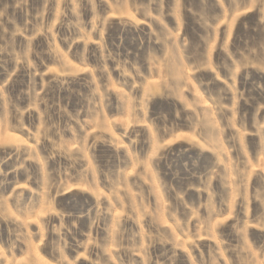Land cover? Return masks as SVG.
Listing matches in <instances>:
<instances>
[{
  "label": "rangeland",
  "instance_id": "1",
  "mask_svg": "<svg viewBox=\"0 0 264 264\" xmlns=\"http://www.w3.org/2000/svg\"><path fill=\"white\" fill-rule=\"evenodd\" d=\"M0 264H264V0H0Z\"/></svg>",
  "mask_w": 264,
  "mask_h": 264
}]
</instances>
